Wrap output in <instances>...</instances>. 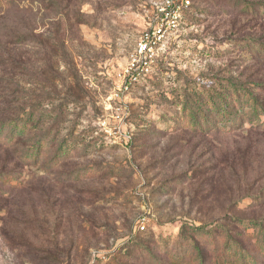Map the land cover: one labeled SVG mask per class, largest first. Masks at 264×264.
<instances>
[{
    "label": "rangeland",
    "instance_id": "374dc122",
    "mask_svg": "<svg viewBox=\"0 0 264 264\" xmlns=\"http://www.w3.org/2000/svg\"><path fill=\"white\" fill-rule=\"evenodd\" d=\"M156 1L0 0V264H166L184 222L264 217V122L189 123L242 86L264 102V0H191L113 98Z\"/></svg>",
    "mask_w": 264,
    "mask_h": 264
},
{
    "label": "trees",
    "instance_id": "16d2710c",
    "mask_svg": "<svg viewBox=\"0 0 264 264\" xmlns=\"http://www.w3.org/2000/svg\"><path fill=\"white\" fill-rule=\"evenodd\" d=\"M242 88L229 99H221L218 103L213 100L207 106L209 111L193 108V119L189 123L196 126L201 122L206 125L216 122L220 123L218 129L236 126L242 120H248L252 126L261 125L264 122V102H260L249 87ZM199 115L204 120L199 121ZM255 199L264 198L255 196ZM237 220L241 228L239 233L225 230V225L210 227L184 222L174 248L165 247L164 253L169 257L166 264H264V217ZM134 243L131 240L129 245Z\"/></svg>",
    "mask_w": 264,
    "mask_h": 264
},
{
    "label": "built area",
    "instance_id": "2783aa9c",
    "mask_svg": "<svg viewBox=\"0 0 264 264\" xmlns=\"http://www.w3.org/2000/svg\"><path fill=\"white\" fill-rule=\"evenodd\" d=\"M191 0H161L154 2L155 18L138 36L127 62L116 75L113 98H121L137 84L150 78L173 41ZM144 220L140 228L145 229Z\"/></svg>",
    "mask_w": 264,
    "mask_h": 264
}]
</instances>
